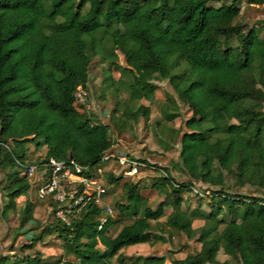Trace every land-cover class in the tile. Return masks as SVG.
Instances as JSON below:
<instances>
[{"label":"trees","instance_id":"obj_1","mask_svg":"<svg viewBox=\"0 0 264 264\" xmlns=\"http://www.w3.org/2000/svg\"><path fill=\"white\" fill-rule=\"evenodd\" d=\"M239 11L240 0H0V167H8L3 212L30 186L25 164L53 156L92 166L113 145L107 124L76 107L74 92L77 85L86 87L91 57L130 74L129 80L108 82L126 95L115 102L122 106L120 116H110L113 125L148 115V105L139 100L152 95L154 79L166 78L189 110L181 126L172 127L167 122L180 112L167 99L162 121H156L170 140L178 138V161L171 167L187 179L176 181L161 167L164 175L153 185L163 197L153 207L134 196V183L123 182L125 202H115V212L132 208V218L112 234L108 229L118 218L106 216L97 227L102 208L93 202L68 224L51 209L42 231L55 232L72 256L55 264H122L121 248L163 239L164 227L199 243L166 264H264V22L246 26L236 19ZM114 49L125 66L116 62ZM29 141L44 146L42 157L30 162ZM224 174L234 186L252 185L262 193L227 191ZM119 177L105 175L110 183ZM196 181L210 186V199L217 200L193 226L197 210L182 208L181 192ZM166 206L171 209L161 221ZM33 208L25 197L19 225L32 218ZM219 249L226 258H217ZM20 260L44 264L38 254ZM164 260L163 254H146L132 264Z\"/></svg>","mask_w":264,"mask_h":264},{"label":"rangeland","instance_id":"obj_2","mask_svg":"<svg viewBox=\"0 0 264 264\" xmlns=\"http://www.w3.org/2000/svg\"><path fill=\"white\" fill-rule=\"evenodd\" d=\"M216 3V2H213ZM237 20L243 22L246 26L255 22H264V0L251 1L240 0V11L236 17ZM260 35L264 37V29ZM104 47L110 48L111 43L108 38L104 39ZM116 62L119 66H125L123 56L117 49ZM109 75V80L105 79ZM122 77L126 80L130 79V74L122 72L119 67H109L105 60H101L98 56L91 57L88 66V80L86 87H82L81 98L76 102L79 111L91 116L96 122L106 123L108 126L107 135L113 141V147L131 156H135L142 160L145 166L140 168V172L136 176L124 177L120 175L116 183L107 182L105 175L102 181L106 186L107 193L105 195L106 203L111 207V217L118 218L108 229V233L112 234L123 223H127L132 218L133 209L127 212L116 214L114 206L115 202H125V189L123 182H130L136 185L137 191L134 196L140 194L145 198V204L154 206L156 202L163 197L153 183L161 180L164 175L161 167H166L169 174L176 181H185L187 176L171 167L172 162L178 161V138L170 140L164 132L160 131L159 124L156 121H162L160 108L165 100H170L178 105L180 116L173 118L168 125L172 127L181 126V118L189 112L186 105L182 104L176 93L173 91L166 78L154 79L155 86L150 97L143 96L139 102L148 105L149 113L146 117L139 116L135 120L125 118L117 125H113L110 119L111 114L120 116L122 104L117 105L115 102L126 98L122 89L115 92L113 85H108L110 80ZM84 92V93H83ZM119 132V133H117ZM25 159L27 161L37 160L42 157L44 146L42 144L34 146L32 141L26 142ZM100 165L105 168L109 165L113 169H117L114 161H101ZM154 166L160 167L156 169ZM8 167H0V258H3L4 264H24L20 260L23 256H34L38 254L44 264H55L60 258L72 257L66 250V244L56 237L55 232L42 231V228L51 221V204L47 199H37L35 196V183L38 178V172L29 176L30 186L24 195H20L10 200V205L6 211L2 208L6 203V196L1 191L5 172ZM116 176V175H115ZM210 186L199 181L194 182L189 190L181 192V206L186 210H197L192 217V225L197 226L202 223L201 213H206L216 203V198L210 199ZM223 188L230 192L240 194L262 193L261 189L252 185H243L236 187L232 184V178L227 174L223 177ZM25 197L34 203L32 218L23 225L18 224L20 217V208ZM171 209L170 206L164 208V214L159 220L164 219V215ZM201 212V213H200ZM225 219L229 218L228 213L222 212ZM163 239L151 240L141 243H135L127 247L121 248L124 254V262L122 264H132L146 254H163L165 256L164 264L172 257H182L187 252H193L199 247V243L194 239H186L184 234L172 229L164 227ZM226 254L222 249L217 252V258H226ZM116 264V262H112Z\"/></svg>","mask_w":264,"mask_h":264},{"label":"built area","instance_id":"obj_3","mask_svg":"<svg viewBox=\"0 0 264 264\" xmlns=\"http://www.w3.org/2000/svg\"><path fill=\"white\" fill-rule=\"evenodd\" d=\"M81 93L82 87L77 85L74 92L76 101L81 98ZM109 160L114 161L118 168L113 169L111 165L103 168L100 165L101 161ZM142 166L145 164L139 158L113 146L104 150L98 163L92 166L78 164L71 157L63 160L53 156H48L38 163L24 165L28 176L38 172L34 187L35 196L37 199H47L54 203L51 206L54 217L68 224L71 215L76 216L93 202L102 208L97 227H100L106 216L112 212L105 200L107 189L102 176L111 173L132 177L139 174Z\"/></svg>","mask_w":264,"mask_h":264},{"label":"crops","instance_id":"obj_4","mask_svg":"<svg viewBox=\"0 0 264 264\" xmlns=\"http://www.w3.org/2000/svg\"><path fill=\"white\" fill-rule=\"evenodd\" d=\"M200 224H201V223H200ZM200 224H199V225H200ZM131 245H132V244H131ZM128 246H130V245H128ZM126 247H127V246H126Z\"/></svg>","mask_w":264,"mask_h":264}]
</instances>
